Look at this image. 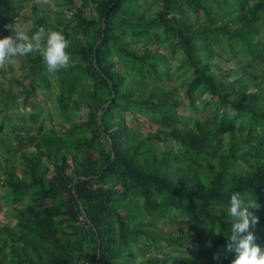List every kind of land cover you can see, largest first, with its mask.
Listing matches in <instances>:
<instances>
[{"label":"trees","instance_id":"1","mask_svg":"<svg viewBox=\"0 0 264 264\" xmlns=\"http://www.w3.org/2000/svg\"><path fill=\"white\" fill-rule=\"evenodd\" d=\"M157 1L156 13L142 11L141 0H94L99 15L91 17L77 6L76 28L86 40L66 19L58 27L34 5L36 25L70 41L69 62L55 69L56 88L66 119L73 98L79 115L63 135L37 137L28 123L14 125L24 134L6 145L8 152L26 142L36 151L21 155L29 179L14 168L6 172L4 198L17 205L31 195L33 203L17 215L16 244L0 232V264L8 256L9 264H129L143 236L156 244L168 238L147 227L154 223L145 221L148 213L136 198L157 214L183 213L214 264H232L228 206L234 191L255 202L249 210L258 220L250 231L264 248V78L255 73L259 67L264 74V0ZM20 11L13 0H0L2 26ZM163 39L173 54H184L174 71L157 47ZM217 56L243 60L240 72L216 63ZM33 61L41 66L45 60ZM174 74L185 76L191 103L196 92L219 98L211 101L210 119L187 125L178 91L164 84ZM41 79L52 84L47 75ZM126 111L145 114L159 133L129 128ZM105 135L110 141L101 146ZM162 135L178 141L180 150L159 147Z\"/></svg>","mask_w":264,"mask_h":264},{"label":"rangeland","instance_id":"2","mask_svg":"<svg viewBox=\"0 0 264 264\" xmlns=\"http://www.w3.org/2000/svg\"><path fill=\"white\" fill-rule=\"evenodd\" d=\"M13 1L21 8V11L11 25L13 29L19 27L29 33V35L39 29L35 23V4L44 19L56 24L58 27H64L65 24H68V29L74 34L83 37V40H86L87 36L82 33V29L78 30L76 28L77 6L84 7L85 15L89 17L99 15L98 3L94 2V0H89L88 5H85L83 0H78L77 5L68 3L67 0ZM141 2L143 4L142 11L147 10L149 13H156L161 7V1L141 0ZM188 12L191 16H194L193 8H189ZM61 18L66 19L65 24L59 22ZM11 30L9 26L3 27L0 21V37L9 35ZM13 35H15V31H13ZM163 41L157 47L168 54L174 71L184 54L183 52L173 54L166 40L163 39ZM137 47L141 52L142 45L140 44ZM41 55L40 51L34 50L27 55L14 56L0 63V232L2 238L9 237L10 243L15 244V238L12 233L19 230V218L17 215L28 205L32 204L33 201L31 195L17 205L12 203L11 200H5L4 195L7 194V191L2 181L6 179V172L13 168L19 176L29 179V176H26L21 155L25 151L35 152L36 148L26 142L25 145L17 144L19 146L18 150L11 153L8 152L6 145L11 144V141L12 145H15L17 143L16 135L20 132V134H24L14 125L28 123L32 127V133L37 137H47L53 134L63 135L68 132L73 121L72 118L75 115H79V112H74L78 110L74 109L75 100L73 98L70 100V110H68L72 111V118L69 121L66 119L67 111L61 109L58 101L56 71L50 70L45 61L41 63V66L33 61V59ZM215 60L216 63L221 64L225 68L234 67L237 72H240L239 66H242L241 61H243L223 56H217ZM117 67L118 69L121 68L120 65ZM262 72L259 67L255 69V73L264 78ZM120 73L124 74V72ZM42 75H47L52 84L49 86L45 85L43 79H41ZM235 76L236 73L232 77L234 78ZM184 79V75L174 74L173 79L165 80L164 84L178 91V99H180L179 112L185 117L187 125L194 127L198 119L205 121L213 116L215 113L214 103L211 101L217 103L219 98L208 94L201 95L196 92L195 101L191 103ZM33 87L35 90L30 92ZM251 90L254 91V88ZM230 114L235 115L236 111H231ZM125 124L133 130H142L145 133L150 131L159 133L157 124L140 112L132 113L126 111ZM25 137L27 136L25 135ZM228 138L229 135L226 136V140ZM109 141V137L105 135L102 138L101 146H107ZM157 143L162 148L180 150L178 141L170 140L168 137L165 138L164 135H162V140H158ZM43 161L48 166H52L47 156H43ZM51 174L52 172L50 171L48 176ZM136 203L144 212L148 213L145 221L154 223V226L148 225L147 227L155 229L159 234H167L168 238L156 244L147 235L143 236L140 241V247L134 249L136 257L129 264H214L212 256L206 250L207 243L205 242L201 245L195 241L193 231L189 230L184 222L186 216L183 213L157 214L144 207L142 198H136ZM210 233L211 231L206 232L208 236ZM6 254L10 255L9 252H6ZM9 262L10 256L7 257L5 264H9Z\"/></svg>","mask_w":264,"mask_h":264},{"label":"clouds","instance_id":"3","mask_svg":"<svg viewBox=\"0 0 264 264\" xmlns=\"http://www.w3.org/2000/svg\"><path fill=\"white\" fill-rule=\"evenodd\" d=\"M9 27L12 29L11 33L0 37V63L14 56L27 55L34 50L41 52L50 70L69 62L71 53L67 49L70 41L61 31L46 32L40 27L29 35L19 27ZM245 196L241 191L231 194L228 212L233 220L227 248L236 252L232 264H264V248L255 242V234L250 231V226L257 222L258 217L249 209L256 205L252 200L246 201Z\"/></svg>","mask_w":264,"mask_h":264},{"label":"built area","instance_id":"4","mask_svg":"<svg viewBox=\"0 0 264 264\" xmlns=\"http://www.w3.org/2000/svg\"><path fill=\"white\" fill-rule=\"evenodd\" d=\"M81 219L83 220L84 219V216H81Z\"/></svg>","mask_w":264,"mask_h":264}]
</instances>
